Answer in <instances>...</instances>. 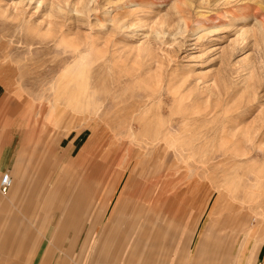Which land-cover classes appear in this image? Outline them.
Here are the masks:
<instances>
[{
    "label": "rangeland",
    "instance_id": "rangeland-1",
    "mask_svg": "<svg viewBox=\"0 0 264 264\" xmlns=\"http://www.w3.org/2000/svg\"><path fill=\"white\" fill-rule=\"evenodd\" d=\"M0 101L9 264H194L199 239L200 264H251L264 244V0H0Z\"/></svg>",
    "mask_w": 264,
    "mask_h": 264
},
{
    "label": "crops",
    "instance_id": "crops-1",
    "mask_svg": "<svg viewBox=\"0 0 264 264\" xmlns=\"http://www.w3.org/2000/svg\"><path fill=\"white\" fill-rule=\"evenodd\" d=\"M1 102V101H0ZM13 156H14V153L12 152L11 148L9 147V145H6L1 153H0V175H3V174H6V173H9L10 171V164L12 162V159H13ZM21 172V169L18 167L16 168L12 174L10 175V178L13 180V186L12 188H16V185L14 183V178H16V176H18ZM13 174H15V176H13ZM113 199V198H112ZM112 201V200H111ZM109 203L107 204V206L104 208V217H106V215L108 214V211H109V207H108ZM108 208V209H107ZM115 209V210H114ZM113 211L109 214V218H108V223H107V226L109 227L110 224L113 223V220L115 218V213L116 211L118 210V207L114 208ZM133 223L131 224V229H133L132 226ZM135 228H134V231L136 230V227L138 226V224L136 223L135 224ZM145 226V222L143 224V227ZM119 229V228H118ZM116 229V230H118ZM122 229V228H121ZM128 230V229H127ZM143 230V229H142ZM134 231H133V234L131 235V238L130 240L133 239V236H134ZM116 231H113V233H115ZM141 230L139 231V234H140ZM139 234L136 235L135 237V240H137ZM124 235L121 233L118 238L121 239V241L124 239L123 238ZM129 240V241H130ZM133 241V242H134ZM215 241V240H214ZM221 240H216V242H219ZM259 245L264 243V239H262L261 241L259 240L258 241ZM128 246V244H127ZM132 246V245H131ZM210 244L206 241V242H202L200 239L198 240V242L196 243V245L194 246V248L191 250L190 253H188V257H187V260H191L194 264H200V257L202 256V250L204 247H209ZM130 249V248H129ZM128 247H126L125 249V252H128L129 251ZM8 254H6L5 256H7ZM191 255V256H190ZM1 261L0 262H4V261H7L5 258H1L0 259ZM251 264H264V244L259 246L256 250V253L255 255L253 256V262Z\"/></svg>",
    "mask_w": 264,
    "mask_h": 264
},
{
    "label": "built area",
    "instance_id": "built-area-1",
    "mask_svg": "<svg viewBox=\"0 0 264 264\" xmlns=\"http://www.w3.org/2000/svg\"><path fill=\"white\" fill-rule=\"evenodd\" d=\"M12 187V180L8 173L3 174L0 182V191L3 195H6Z\"/></svg>",
    "mask_w": 264,
    "mask_h": 264
},
{
    "label": "bare ground",
    "instance_id": "bare-ground-1",
    "mask_svg": "<svg viewBox=\"0 0 264 264\" xmlns=\"http://www.w3.org/2000/svg\"><path fill=\"white\" fill-rule=\"evenodd\" d=\"M12 180V179H11ZM12 186H13V180H12ZM12 188V187H11ZM123 232V231H122ZM203 242V241H202ZM126 244V243H125ZM123 248V247H122ZM122 250V249H121ZM125 253V252H124ZM188 254V253H187ZM191 256V255H190ZM148 258H149V264H155V259H154V257L150 254L149 256H148ZM1 261V260H0ZM9 262V260L8 261H4V262H0V264H9L8 263ZM157 264V263H156Z\"/></svg>",
    "mask_w": 264,
    "mask_h": 264
}]
</instances>
